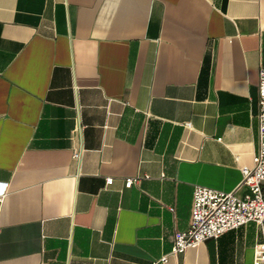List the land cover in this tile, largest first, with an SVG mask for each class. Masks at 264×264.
I'll return each instance as SVG.
<instances>
[{"label": "crops", "instance_id": "1", "mask_svg": "<svg viewBox=\"0 0 264 264\" xmlns=\"http://www.w3.org/2000/svg\"><path fill=\"white\" fill-rule=\"evenodd\" d=\"M262 66L264 0H0V264H254L255 222L173 246L253 165Z\"/></svg>", "mask_w": 264, "mask_h": 264}, {"label": "built area", "instance_id": "2", "mask_svg": "<svg viewBox=\"0 0 264 264\" xmlns=\"http://www.w3.org/2000/svg\"><path fill=\"white\" fill-rule=\"evenodd\" d=\"M258 101V149L253 156V165L243 168V179L232 191L197 185L193 193L192 217L187 230L177 232L174 253H184L208 239H218L222 234L235 230L249 222H255L261 233L256 244L254 264H264V67L259 71ZM81 151L74 153L79 159ZM107 185L114 182L108 177ZM135 178H128L126 187H131ZM6 189L0 190V196ZM174 211L173 207H170ZM167 258H163L165 261Z\"/></svg>", "mask_w": 264, "mask_h": 264}]
</instances>
